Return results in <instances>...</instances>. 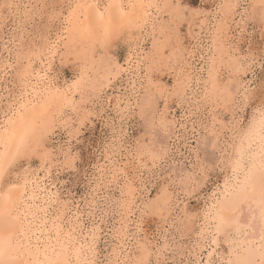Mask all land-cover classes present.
<instances>
[{
    "label": "rangeland",
    "instance_id": "374dc122",
    "mask_svg": "<svg viewBox=\"0 0 264 264\" xmlns=\"http://www.w3.org/2000/svg\"><path fill=\"white\" fill-rule=\"evenodd\" d=\"M0 1L2 2V0ZM204 1L195 0L194 5L190 0H184V3L187 7L203 6L212 13L218 4V0H210L207 4H204ZM1 2L0 4H2ZM239 2L238 14L234 19L235 22L233 21L236 26L232 24L231 28V33L234 35L232 43L228 44L230 41H224V43L226 42L227 46L237 48L235 55L245 61L243 67H247L251 63V59L256 58L257 63L252 65L251 69L243 75L246 78L242 82L247 87L248 81L254 79V74L257 77L262 74L259 57L264 51V20L260 18L262 13L253 10L252 0H239ZM19 5V12L25 9L24 5H28L26 10L31 9L29 13H31L32 18L25 28L18 31L15 18L8 11L1 12L0 19L6 17L3 24L5 41H7L4 56L7 55V52L12 54L14 49L23 52L32 47L33 43L37 41L41 43L40 37L49 35L53 39L55 32L59 31L57 21L59 13L65 12L66 6L65 0H21ZM51 5L56 7L53 9ZM52 17L54 20H51ZM209 17V23L213 24L212 14ZM167 19L168 15L164 14V21H168ZM258 20H261L262 23ZM179 27L182 42L186 44L188 39L185 20L180 23ZM206 35L205 32L202 33L201 44L204 47L210 44L209 34L206 33ZM170 39L177 40L173 38V35ZM15 44L18 47H15ZM143 46L147 47V42ZM203 49L200 47L197 56L193 58L198 71L200 66L205 65L202 59H197L202 54L206 58L207 52ZM105 50L111 55V58L113 57L114 61L123 62L127 51L124 35L121 34L113 38ZM60 57V60H55L51 64L53 70L51 74L55 76L56 84L65 85L75 78V74L80 69V63L77 61L74 63V60L71 59L65 61L62 56ZM13 65V68H18L20 64L14 61ZM223 67V65L220 67L221 71L218 76L220 80L226 81L228 71H225ZM14 70L11 71L14 73ZM203 70H205L204 67ZM140 75H142L141 83L145 85L146 74L143 68L140 70ZM152 78L153 81L167 87V92L170 91L168 92L169 98L165 101L163 97L156 95L151 107L144 114L139 109V102L144 94L142 84L135 93L136 100H134L131 95L134 90L131 82L122 81L120 77L117 83L123 88L120 91L123 95L121 106L114 105L112 97L116 94L115 89L110 96L108 105L104 103L105 96L98 97L102 93L96 91L97 93L90 94L89 91L84 90L86 94L93 95L95 107H88L90 112L80 127V131L71 137L70 142H68V129H57L54 135H49L46 138L47 147H52L53 153L51 156L54 160L51 168V181L55 185L54 191L59 193L61 202H72L78 207L84 225L88 226L86 230L96 228L98 237L96 259L104 261L105 264L109 260L114 261V254H118V252V259L122 264H125L131 260L133 255H128V253L136 250L134 247L142 243H146L151 251L149 256L151 264H158V262L159 264H196L195 253L201 254L206 250L197 251L198 224L201 223V220L199 218V221L194 223L193 216L206 207L211 195L217 190V185L221 186L226 174L222 172L224 166L219 163L220 152L214 149L210 142L212 137L210 130L214 128L219 131L231 119L233 108L229 101L217 99L218 101L215 100V102L209 99L208 102L202 103L199 100L201 99L199 95L195 93L193 97L189 95V101L185 99L187 100L185 102L182 98L177 97V94L171 93L176 83L175 79H177L173 69L165 70L162 67L160 71L153 74ZM1 84L5 85V83ZM7 86L11 92L13 90L12 82H8ZM85 89L88 88L85 87ZM195 90L201 91V84L195 86ZM195 96L197 103L194 101ZM79 97L81 96L77 93L76 98ZM166 106L169 108V114L166 115L167 120L175 119L177 121L175 133L167 142L164 139L165 134L160 131L161 127L157 122V118L163 116L162 113ZM2 107L5 108V104H2ZM76 112L74 111L70 115L74 125H76L77 115L81 111H78V114ZM152 117L154 125H151L149 121ZM140 143L149 144L151 147L161 143L160 159L155 161V164L146 160L148 159L147 155L140 158L146 164H142L143 162H139L140 165L136 164L137 160L133 158V155ZM220 144H223L222 134ZM69 151H71V157L66 160L64 153ZM118 151L123 154L119 157V164L122 165L124 161H127L125 157L128 156V161L134 162L139 179L137 181L139 194H137L138 197L135 201L136 206L134 205V212L130 214L127 220L123 217L124 212L121 206L122 200L125 199L123 191L127 184V178L123 177L122 174L116 178L112 177L113 172L110 171H108L109 174L106 173L107 177H103L100 176L102 171L98 172L97 169L104 162L107 163L106 156L109 157ZM117 156H119L118 153ZM38 161L39 159L36 158L35 163L31 164L33 170L39 166ZM109 161L113 160L110 158ZM213 164L217 166L213 168ZM112 166L113 164L110 165V167ZM203 166H207L209 169L207 173H204ZM108 168L109 165L107 164L106 169L108 170ZM132 168L128 167L129 174L127 175L130 177L134 175ZM197 175L200 176L199 186L195 187V191H193V185L188 181V177ZM163 188L167 189L171 195V205L168 212L164 211L162 215L158 216L156 213L145 209L144 204H149L154 198H157ZM219 245L217 247L218 253L220 250L226 249L225 244L222 243V238ZM216 255H213V261H216Z\"/></svg>",
    "mask_w": 264,
    "mask_h": 264
},
{
    "label": "bare ground",
    "instance_id": "6f19581e",
    "mask_svg": "<svg viewBox=\"0 0 264 264\" xmlns=\"http://www.w3.org/2000/svg\"><path fill=\"white\" fill-rule=\"evenodd\" d=\"M208 1L210 0H205L204 4H207ZM252 1L253 10L260 12V14H264L261 0ZM171 2L172 0H65V12H60L61 14L59 13L57 19L59 23V31L55 32L53 39H51L49 35L46 37H40L41 43H38L37 41L33 43L34 45L32 47H27L28 49L23 52L14 49L12 54L7 52L6 56H4V49H6L5 44L7 41H5V32L3 30V24L5 22L4 18L6 17H2L0 19V97H4V100L0 102V135H3L5 127H11L6 124L7 117L5 116V111L8 109L7 98L10 95L7 86L8 82H12L13 84V90L11 91L13 97L19 96L22 91L27 93L23 102L27 103L29 108H31L32 104H36L39 108V105L46 102L50 106L49 122L54 124V127L49 131L47 137L49 135H54L57 129H68V142H70L71 137H73L74 134H77L80 131V127L83 125L85 119H87V114L90 112L89 106L95 107L92 98L93 95L90 96L86 94L84 90L89 91L90 94H93L94 92L102 93V95H97H99L98 97L105 96L104 103L107 105L112 92L116 91V94H114L112 98L114 100V105L119 107L121 106L123 99L122 92L120 93V91L123 88L117 83L118 78L121 77L122 81L131 82V86L134 89L131 95L134 100H136L134 95L142 84L144 94L139 102V109L140 112L144 114V112L151 107L156 95H158V97H163L165 101L169 98L168 92L170 91L167 92V87L152 80L153 74L160 71V68L162 67L165 70L173 69L175 72L177 79H175L176 83L173 86L171 93L177 94V97H180V99L182 98L185 102L190 98L189 95L193 97L196 93L199 95V98H201L199 100L200 102L202 101V103L208 102L209 99L213 101L221 99L219 101H229L233 108V100L239 99L246 88L242 80H240L239 83H235L237 80V69L244 68V64H241V58L235 55L237 48L230 47V45L227 46L224 41H230L228 44L232 43L234 35L231 33V28L233 21L238 14L237 9L240 5L239 0H218V4L212 13L210 10H206L205 7L200 6L202 7V12L204 14L197 16L190 15L189 18L185 20L188 39L186 44L182 42V37L176 41L170 39L171 35H173V38L175 39L176 37L168 30L165 23L166 21H164V14L168 15L167 20L173 19V16L171 15L172 10L166 7V5ZM1 3L0 14L1 12L8 11V13L15 18L17 10L15 8L11 10L5 9L4 5L5 3L19 5L21 0H2ZM97 4L101 5V11H104L105 6L109 4L123 5V11L127 13V15L121 20L123 27L113 32L107 41H104L103 37H99L87 30L88 21L85 17L91 19L96 16L97 10L94 6ZM68 5H71L72 7L69 8ZM77 5H80L81 7H77ZM131 5H134L135 7H130ZM220 5H224V7H219ZM24 10L20 11V13L23 14L25 12H30L31 9ZM109 11L114 18L120 17V8L113 7ZM209 14H212L213 24L209 23ZM107 15L108 12H105L106 20ZM51 20H54V18L52 17ZM234 26L233 28L235 29ZM203 32H205V35L206 33L209 34L208 39L210 40V44L206 45L207 47H204L201 44V40H203ZM121 34L124 35L127 46L126 58H123V62H116L112 59L113 57L111 58V55L106 53L105 48L113 38ZM146 42L148 46L144 47L143 45ZM15 47L18 46L15 44ZM200 47L204 48L203 50L207 52V56L204 58L205 56L202 54L197 58L198 60L202 59L205 63V65L200 66L198 71L196 70L197 66L193 58L197 56ZM60 50L62 51L60 52ZM69 52L71 53L70 55L68 54ZM60 56H62L65 61L71 59L72 61L74 60V63H76L75 61L80 63V69L75 74V78L71 79V82H68L65 85L56 84L54 81L55 76L51 74V71H53L51 64L55 60H60ZM14 61L20 64L18 68H13ZM222 65L224 66L223 68L225 71H228L226 81L223 79L225 82L222 79L220 80L218 76ZM203 67L205 70H203ZM142 68L146 74L145 85L141 83L142 75H140V70H142ZM13 69H15L14 73L11 71ZM244 74L245 72L241 71L240 75L243 76ZM21 77H23V80ZM1 83H5V85ZM199 84H201V91L197 92L195 86ZM85 87L88 89H85ZM237 92H239V95H237ZM77 93L81 96L78 99L76 98ZM194 99L196 102V96ZM29 101L31 103H29ZM2 104H5V108L2 107ZM222 106L224 105L222 104ZM227 106L230 107V105ZM92 107L91 110L93 109ZM164 110L165 111L162 113L163 116L161 115V117H158L157 122L161 127L160 131L165 134L164 139L167 142L171 135H174L175 133L177 121L175 119L168 121L166 117V115L169 114L168 106H166ZM74 111H81L80 114L77 115L78 119L76 125H74L72 121L73 118L70 116ZM8 115L11 116L12 113L9 112ZM149 121L151 125H154L153 117ZM213 130L214 128L211 129L210 132L212 133ZM212 137L210 139L211 144H213L212 141L216 139V137ZM160 144H154V147H151L146 143L138 144L139 146L137 145L136 147L137 151H134L135 153L133 155V158L137 160L136 164L140 165L139 162H143L140 160L143 155H147L148 159L146 160H150L155 164V161L160 159ZM45 147L46 150L51 153V156H53L51 151L52 147H47V142ZM2 150L3 149L0 148V151ZM117 153L119 156H117ZM117 153L111 154L109 157L106 156L107 163L105 164L104 162L97 169L98 172L102 171L100 176L103 177H107L106 173L109 174L108 171H110L111 173L113 172L111 174L112 177L116 178L122 174L123 177L127 178V184L123 191L125 199L122 200L121 204L124 212L123 217L127 220L129 219L130 214L134 212V205L136 206L135 201L138 197L137 194H139V185L137 181L139 179L137 178L134 162L131 160L128 161L129 158L126 156L125 158L127 161H124L122 165L119 164V157L123 154H121L120 151ZM51 156L50 166L52 168V162H54V160H52ZM110 158L113 161H109ZM38 162L39 166L36 167V169L40 167V161ZM107 164L109 165L108 170L106 169ZM111 164H113L112 167H110ZM129 164L131 166H128ZM142 164H146V162H143ZM128 167H133L134 175L131 177L127 175L129 174ZM36 175L43 177L45 172L43 170L39 172L33 171L32 178ZM226 175L227 173L225 174V177ZM50 183L54 185L52 181H50ZM223 184L224 181L220 186L221 188L223 187ZM54 188L55 186L51 188V191L55 192ZM215 192H217L219 199H224L223 192L218 190ZM215 202L216 200L213 198L212 194L207 205H211ZM144 205L145 209L160 216L164 211H169L171 195L167 189L163 188L161 189L160 194L157 195V198H154L149 204ZM60 206L65 213L67 221L71 222L69 226L77 227V233L82 241L84 236L87 235L88 229L86 230L85 228L84 233L80 234V228L78 225H84L81 211L76 205H73L72 202H61ZM204 209L199 212L201 223L198 224L197 251L201 252L202 249H205L206 251L201 254L195 253V263L209 264V260H212L213 255L217 254L216 263L219 264L221 259H227V244L222 239V243L225 244L226 249L220 250L218 253V245L212 243V238L208 232L205 231L203 235L201 234L202 229L205 227L203 217ZM77 217L80 218L79 221L76 220ZM197 220L198 219H193V222L197 223ZM141 245H144L147 251L141 252L137 246L134 247L136 250L128 253V255L133 254L131 260L138 259L141 256H145L149 259V253L151 251L148 245L146 243H142ZM118 257L119 252L118 254H114V261Z\"/></svg>",
    "mask_w": 264,
    "mask_h": 264
},
{
    "label": "snow or ice",
    "instance_id": "6c2138e0",
    "mask_svg": "<svg viewBox=\"0 0 264 264\" xmlns=\"http://www.w3.org/2000/svg\"><path fill=\"white\" fill-rule=\"evenodd\" d=\"M190 2L195 4V0ZM261 4L264 8V0ZM28 7L24 5L25 9ZM51 7L54 9L56 6ZM94 7L96 16L91 19L85 17L87 30L107 41L113 32L123 27L121 20L127 13L123 11V5L109 4L104 11L99 4ZM113 7L121 9L120 17L111 15L109 10ZM166 7L172 10L173 19L165 23L177 40L182 21L190 15L204 14L202 7H187L184 0H172ZM4 8L17 10L18 31L32 18L29 12H19L20 5L5 3ZM105 12H108L107 20ZM261 19L264 20V14ZM244 62L242 60L241 64ZM256 63V58H252L247 67L237 69L235 83L246 78L240 75L241 71L248 72ZM259 63L262 74L258 77L254 74V79L248 81L240 98L233 100L231 119L220 131L214 129L211 133L216 137L212 143L220 152L219 163L224 166L222 172L227 175L223 187L217 185L224 199H219L217 192H213L216 202L206 205L203 210L205 227L201 234L207 231L213 244L219 245L221 238L227 244V259H221L219 264H264V51ZM25 95L27 93L22 91L13 97L10 92L5 116L6 124L11 127H5L3 135H0V148L3 149L0 151V264H105L96 259V228L88 229L81 241L77 227L69 226L71 222L67 221L60 206L59 193L51 191L55 186L50 183L51 153L45 147L46 137L54 127L49 122L50 106L45 102L39 108L36 104L29 108L23 102ZM3 100L4 97H0V102ZM64 156L69 159L71 151L65 152ZM36 158L40 167L33 170L31 164ZM216 166L212 165L213 168ZM203 169L204 173L209 171L207 166ZM41 170L45 172L43 177L36 175L32 178L33 171ZM199 179V175L188 177L193 191L199 186ZM79 219L76 218L77 221ZM193 219H199V213L194 214ZM78 226L80 234H83L87 226ZM137 247L141 252L147 251L144 245L138 244ZM107 264L122 262L117 258ZM125 264H151V260L141 256ZM209 264H216V261L209 260Z\"/></svg>",
    "mask_w": 264,
    "mask_h": 264
}]
</instances>
